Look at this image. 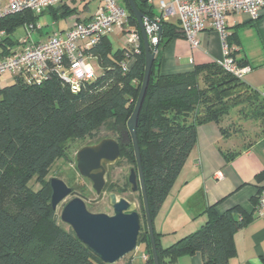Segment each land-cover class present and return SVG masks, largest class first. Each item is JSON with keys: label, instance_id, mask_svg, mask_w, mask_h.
I'll return each mask as SVG.
<instances>
[{"label": "trees", "instance_id": "trees-1", "mask_svg": "<svg viewBox=\"0 0 264 264\" xmlns=\"http://www.w3.org/2000/svg\"><path fill=\"white\" fill-rule=\"evenodd\" d=\"M120 2L130 26L138 30L127 0ZM135 2L149 19L155 17L149 2ZM66 4L56 5L62 17L76 9ZM39 15L24 10L2 17L4 39L8 40L7 35L18 25L35 24ZM159 25L158 48L136 123L152 218L196 142L198 125L212 121L223 135H228L221 123L233 112L259 120L258 135L264 134V98L251 91L243 78L216 62L197 65L184 73L159 72V47L183 36L179 22L161 21ZM87 54L96 60L95 77L83 82L77 92H72L54 70L40 83L29 81L25 74H14L10 84L0 87V264H104L69 226L60 222L50 204L51 188L45 175L54 160L63 156L67 142L92 137L102 126L117 136L121 160L116 166L126 162L136 167L126 123L143 78L144 47L140 36L139 52L127 45L113 48L109 36L104 35ZM230 56L238 66L247 65L244 60H236L231 51ZM131 59L133 62L124 69L123 64ZM236 154H225V158L229 160ZM33 178L39 184L37 190L29 185ZM261 178L264 170L257 175ZM263 189L257 193L255 204ZM110 190L117 194L131 192L127 179L121 187L111 183ZM136 192L140 215L137 245H143L147 257L135 261L129 253L126 264H154L140 190ZM203 214L206 221L198 229L168 246L161 245L154 231L159 264H176L179 257L194 253L201 255L202 264H229L235 253L233 234L251 215L239 207L219 213L214 205L205 207Z\"/></svg>", "mask_w": 264, "mask_h": 264}, {"label": "crops", "instance_id": "crops-1", "mask_svg": "<svg viewBox=\"0 0 264 264\" xmlns=\"http://www.w3.org/2000/svg\"><path fill=\"white\" fill-rule=\"evenodd\" d=\"M64 2L72 6L68 0ZM4 4L5 1L0 0V8ZM56 8L46 9L35 18L38 27L31 33L34 42H44L54 32L62 36L71 25L89 19L94 12L75 9L62 17ZM153 12L155 16L160 14L159 10ZM19 27L24 29V24L9 32L8 40L4 39L5 32L0 37V58L19 46L23 36L13 38ZM226 32L227 36L230 35L226 42L234 58L246 61L250 68L243 77L244 83L264 98V11L261 10L255 20L245 13L231 12L226 18ZM196 39V47L184 36L175 37L159 47V72L165 75L189 72L197 65L222 58V41L216 31L206 27L197 34ZM90 61L95 68L93 56ZM132 62V59L129 60V63ZM12 80L13 75L5 73L0 79V87L10 84ZM230 114L234 117L233 112ZM239 116L235 115L238 119ZM238 119H235L236 122L241 124ZM221 125L225 127L223 122ZM258 129L249 141L239 142L237 138L231 141L230 137L234 134L230 132L223 135L219 125L212 121L196 127V142L152 218L154 231L159 234L162 246H168L198 229L206 221L203 214L205 207L214 205L219 213L239 207L251 217L233 234L235 253L229 259V264H264V217L256 215L254 203L257 193L264 188V178L257 179V175L264 170V134L258 135L259 123ZM232 152L237 154L227 160L225 154ZM128 258L113 264H126ZM176 264H202V258L199 253L183 255Z\"/></svg>", "mask_w": 264, "mask_h": 264}, {"label": "built area", "instance_id": "built-area-1", "mask_svg": "<svg viewBox=\"0 0 264 264\" xmlns=\"http://www.w3.org/2000/svg\"><path fill=\"white\" fill-rule=\"evenodd\" d=\"M0 8V19L8 14L24 10L40 14L45 9L59 5L65 0H4ZM155 3L160 11L152 21L145 19L144 28L149 44L158 41V27L161 21H168L176 15L183 36L194 47L197 46V34L206 27L216 31L222 41V58L216 63L223 69L243 78L249 66H238L230 56L226 42V18L231 12H242L255 20L261 10L264 11V0H148ZM152 5V4H151ZM38 25L24 24V35L19 46L9 55L0 58V79L5 73L25 74L28 80L40 83L50 70H54L59 79L69 85L72 92L79 91L81 84L95 77V69L87 50L96 45L100 38L114 30L124 33L126 45L134 52L140 50V32L129 24L128 14L120 0H99L92 16L85 21H77L61 36L57 32L50 34L44 42H34L31 33ZM4 30L0 29V37ZM130 63H124L127 69ZM255 213L264 217V189L259 193L255 204ZM135 251V250H134ZM131 259L135 260V253ZM143 252L139 258L144 260Z\"/></svg>", "mask_w": 264, "mask_h": 264}, {"label": "water", "instance_id": "water-1", "mask_svg": "<svg viewBox=\"0 0 264 264\" xmlns=\"http://www.w3.org/2000/svg\"><path fill=\"white\" fill-rule=\"evenodd\" d=\"M140 3L148 0H138ZM131 12L136 20L144 47V72L139 93L130 117L127 120V132L132 142L136 167H131L127 177L131 192L140 190L144 218L150 241V249L154 264H159L153 221L149 210L148 198L144 183L143 171L136 137V123L139 109L148 84L150 70L158 48L161 27L158 24V41L151 46L144 28V20H150L145 13L140 11L135 0H127ZM121 160L120 147L116 139L105 137L98 142L85 145L75 154V167L78 174L90 181L92 189L101 197L110 188V172ZM51 188L50 204L52 209L67 196L59 214L60 220L68 225L78 239L84 243L93 255L104 264H113L137 248L138 234L140 231V215L134 202L124 197L108 192L112 214L92 212L85 200L77 195L72 186L63 180L52 177L49 179Z\"/></svg>", "mask_w": 264, "mask_h": 264}, {"label": "rangeland", "instance_id": "rangeland-1", "mask_svg": "<svg viewBox=\"0 0 264 264\" xmlns=\"http://www.w3.org/2000/svg\"><path fill=\"white\" fill-rule=\"evenodd\" d=\"M99 0H68V3L72 6L75 5L76 10L79 12H92L95 10L96 5ZM87 2V8L84 6V3ZM74 4V5H73ZM152 4L153 11H157L158 7L155 5V3ZM84 6V7H83ZM172 21L178 22L177 16L172 15L170 18ZM62 22V21H60ZM24 35V29L22 27H19L14 35V39H20ZM109 39L111 41V44L113 48L121 47L122 44L125 42V36L123 32L114 30L109 35ZM236 112V110H234ZM246 111V109H245ZM237 117L239 116L238 113H234ZM232 117V115L227 118L226 120H223V125L227 127V130L234 134L232 135L231 141H234V138H237L239 142H246L247 140H250V137L253 136L254 131H258V123L259 120H247L249 119L246 115L247 119L241 114L239 116V119L237 117ZM235 119H238L241 124H238ZM257 126V127H256ZM105 137H111L116 139V135L106 129V127L102 126L97 131L96 134L92 137H84L82 139H75L67 142L65 148H64V154L63 156L58 157L54 160V162L51 164L47 174L45 175V179L49 180L52 177L59 178L63 180L68 186H72L74 188V191L77 195L81 196L86 203L87 208L92 212H104L107 214H112V207L109 203L108 199V192H117L112 190H107L104 194L99 197L95 191L91 187V183L86 178L81 177L75 167V154L81 147L85 145H91L98 140L105 138ZM133 167L132 165L123 162L119 166H114L110 172V181L111 183H115L116 188L121 187L124 182L126 181L130 168ZM34 178L30 180L29 185L33 187V189L37 190L39 188V184L34 182ZM118 196L124 197L127 200L134 202L136 206H138V198L136 197L137 192H130L127 191L125 193H115ZM71 198V196H67L63 201H61L57 207L56 212L59 215L60 211L62 209L63 204L68 201ZM153 221V220H152ZM60 222L63 224V226L68 227L65 223H63L61 220ZM144 249L143 245L139 244L137 245V248L135 249V261L140 260L139 256ZM130 256V255H129ZM126 255L120 261L125 260L127 257ZM118 263V262H117ZM120 264V263H119Z\"/></svg>", "mask_w": 264, "mask_h": 264}, {"label": "flooded vegetation", "instance_id": "flooded-vegetation-1", "mask_svg": "<svg viewBox=\"0 0 264 264\" xmlns=\"http://www.w3.org/2000/svg\"><path fill=\"white\" fill-rule=\"evenodd\" d=\"M109 190H110V188H109Z\"/></svg>", "mask_w": 264, "mask_h": 264}]
</instances>
